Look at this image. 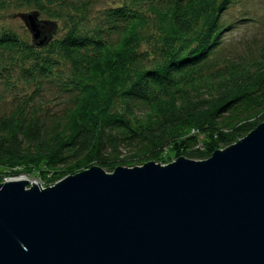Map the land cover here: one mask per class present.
I'll use <instances>...</instances> for the list:
<instances>
[{
	"label": "trees",
	"instance_id": "1",
	"mask_svg": "<svg viewBox=\"0 0 264 264\" xmlns=\"http://www.w3.org/2000/svg\"><path fill=\"white\" fill-rule=\"evenodd\" d=\"M127 1L91 34L69 19L63 37L55 40L57 27L40 49L23 46L12 33L0 36V52H21L26 83L40 89L43 81L60 79L65 64L62 90L73 93L60 114H42L25 101L0 119V174L31 176L39 165L66 172L87 162L110 173L158 162L178 142L193 149L192 129L225 148L264 122V46L237 60L217 57L230 29L220 24L227 0ZM142 10L157 22L152 51L137 48L144 40Z\"/></svg>",
	"mask_w": 264,
	"mask_h": 264
},
{
	"label": "water",
	"instance_id": "2",
	"mask_svg": "<svg viewBox=\"0 0 264 264\" xmlns=\"http://www.w3.org/2000/svg\"><path fill=\"white\" fill-rule=\"evenodd\" d=\"M17 17L34 48L57 31ZM0 264H264V122L204 161L0 184Z\"/></svg>",
	"mask_w": 264,
	"mask_h": 264
},
{
	"label": "rangeland",
	"instance_id": "3",
	"mask_svg": "<svg viewBox=\"0 0 264 264\" xmlns=\"http://www.w3.org/2000/svg\"><path fill=\"white\" fill-rule=\"evenodd\" d=\"M224 0H217L218 3ZM127 0H0V36L12 33L23 46L31 43L30 35L17 17L20 14L38 11L39 20L57 22L58 31L55 40H60L71 26L69 19L79 20L82 34L99 30L106 14L126 4ZM227 5L221 13L220 24L230 29L221 37L217 47V57L221 60H237L242 57L254 56L256 51L264 46V0H227ZM145 26L141 30L144 40L139 47L140 52L152 51L153 40L156 39L157 22L154 16L142 10ZM70 22V23H69ZM153 45V46H152ZM44 55V54H41ZM21 52H0V119L8 116L12 108L21 102L37 106L45 114H60L71 104L73 93L62 90L61 81L68 74V66L61 64L58 71L63 74L60 79L55 78L43 81L40 89L23 78L24 65L21 64ZM27 64V63H26ZM62 78V79H61ZM188 136L196 137L195 147L188 148L185 142H178L160 154L158 162L166 166L178 157L186 158L185 153L195 152L198 157L193 161L208 159L213 151L225 148L215 144V138L201 134L197 129L189 131ZM245 137V136H244ZM236 137L230 145L241 140ZM210 144L206 146V143ZM229 145V146H230ZM125 153V152H124ZM188 159V158H186ZM191 160V159H190ZM153 162V161H149ZM147 162H143L145 164ZM143 164H136L140 167ZM96 164L87 162L85 165L69 171L49 170L42 165L31 170V176L21 173L20 170L11 172L15 177L7 176L6 170L0 174V184L7 179L28 181L30 184H39L42 189L50 188L62 179L73 176L95 167ZM122 167V166H118ZM111 173V172H110ZM58 174V175H56ZM8 181V180H7Z\"/></svg>",
	"mask_w": 264,
	"mask_h": 264
},
{
	"label": "built area",
	"instance_id": "4",
	"mask_svg": "<svg viewBox=\"0 0 264 264\" xmlns=\"http://www.w3.org/2000/svg\"><path fill=\"white\" fill-rule=\"evenodd\" d=\"M8 181L14 180V179H7ZM7 180L5 182H7Z\"/></svg>",
	"mask_w": 264,
	"mask_h": 264
},
{
	"label": "bare ground",
	"instance_id": "5",
	"mask_svg": "<svg viewBox=\"0 0 264 264\" xmlns=\"http://www.w3.org/2000/svg\"><path fill=\"white\" fill-rule=\"evenodd\" d=\"M31 184H33V183H31Z\"/></svg>",
	"mask_w": 264,
	"mask_h": 264
}]
</instances>
